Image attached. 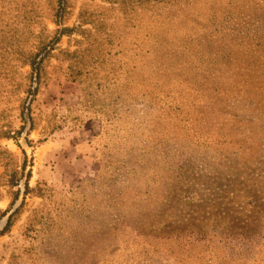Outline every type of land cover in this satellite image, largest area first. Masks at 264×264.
<instances>
[{"label":"rangeland","instance_id":"1","mask_svg":"<svg viewBox=\"0 0 264 264\" xmlns=\"http://www.w3.org/2000/svg\"><path fill=\"white\" fill-rule=\"evenodd\" d=\"M0 264H264V0H0Z\"/></svg>","mask_w":264,"mask_h":264}]
</instances>
